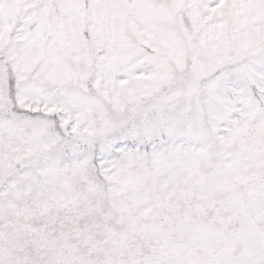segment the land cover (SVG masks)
Here are the masks:
<instances>
[{
	"label": "snow or ice",
	"instance_id": "6c2138e0",
	"mask_svg": "<svg viewBox=\"0 0 264 264\" xmlns=\"http://www.w3.org/2000/svg\"><path fill=\"white\" fill-rule=\"evenodd\" d=\"M0 264H264V0H0Z\"/></svg>",
	"mask_w": 264,
	"mask_h": 264
}]
</instances>
